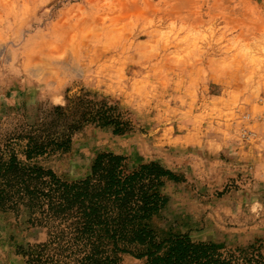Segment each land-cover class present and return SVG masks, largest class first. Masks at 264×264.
I'll return each mask as SVG.
<instances>
[{
    "label": "rangeland",
    "instance_id": "1",
    "mask_svg": "<svg viewBox=\"0 0 264 264\" xmlns=\"http://www.w3.org/2000/svg\"><path fill=\"white\" fill-rule=\"evenodd\" d=\"M88 101L131 130L82 120ZM37 127L70 134L37 158L60 178L85 177L101 152L155 161L177 176L161 228L264 258L258 240L235 243L228 194L264 179V0H0V144ZM27 219L0 211V264H26L17 246L44 240Z\"/></svg>",
    "mask_w": 264,
    "mask_h": 264
},
{
    "label": "trees",
    "instance_id": "2",
    "mask_svg": "<svg viewBox=\"0 0 264 264\" xmlns=\"http://www.w3.org/2000/svg\"><path fill=\"white\" fill-rule=\"evenodd\" d=\"M80 106L82 120L111 126L116 134L131 130L126 112L115 106ZM40 130L0 144V211L25 210L27 223L46 234L43 241L17 246L26 264H121L124 255L136 264H264L253 246L225 249L161 228L167 203L161 189L177 176L159 163L129 167L126 157L101 152L85 177L65 180L37 158L66 151L70 134L42 140Z\"/></svg>",
    "mask_w": 264,
    "mask_h": 264
},
{
    "label": "crops",
    "instance_id": "3",
    "mask_svg": "<svg viewBox=\"0 0 264 264\" xmlns=\"http://www.w3.org/2000/svg\"><path fill=\"white\" fill-rule=\"evenodd\" d=\"M251 173L254 177L251 185L228 193L234 195L230 199V205H235L236 208V226L233 227L236 231L235 243L244 245L258 240L263 246L264 254V179Z\"/></svg>",
    "mask_w": 264,
    "mask_h": 264
},
{
    "label": "bare ground",
    "instance_id": "4",
    "mask_svg": "<svg viewBox=\"0 0 264 264\" xmlns=\"http://www.w3.org/2000/svg\"><path fill=\"white\" fill-rule=\"evenodd\" d=\"M99 24V21L97 22ZM98 24H95L96 26H98ZM74 25V24H73Z\"/></svg>",
    "mask_w": 264,
    "mask_h": 264
}]
</instances>
